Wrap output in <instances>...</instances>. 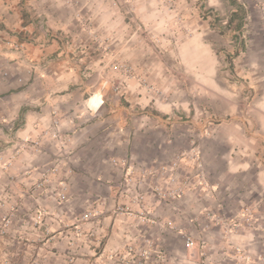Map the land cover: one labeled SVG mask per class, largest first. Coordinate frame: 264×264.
<instances>
[{
	"label": "crops",
	"instance_id": "1",
	"mask_svg": "<svg viewBox=\"0 0 264 264\" xmlns=\"http://www.w3.org/2000/svg\"><path fill=\"white\" fill-rule=\"evenodd\" d=\"M110 1L0 0V187L27 192L57 164L39 190L41 205L57 213L46 222L57 233V264H109L110 254L137 233L156 240L167 264H264V0L251 13H237L227 0H201L198 9L179 12L191 17L184 23L196 31L170 48L193 49L194 63L203 64L197 80L213 82L201 87L208 96L201 100V120L192 123L175 118L173 99L161 101L143 85L145 79L157 85V59L139 56L134 74H121L115 86L97 71L103 59L96 49L104 48L105 38L121 39L129 27ZM204 9L209 20L220 19L219 30L240 19L238 30L225 36L227 53H237L224 73L221 56H205L219 47L207 39ZM157 13L138 10L132 18L137 30L128 33L141 31L137 17ZM6 39L22 42L23 51H12ZM125 45L121 39L117 49ZM55 121L57 138L50 133ZM175 162L174 174L186 181L180 197L155 195V186L174 187L167 175L144 178L159 224L115 214L129 201L120 183L132 165L142 178L144 170ZM62 181L69 186L63 201L50 190ZM89 211L96 215L83 218ZM187 234L193 248L186 247Z\"/></svg>",
	"mask_w": 264,
	"mask_h": 264
},
{
	"label": "rangeland",
	"instance_id": "2",
	"mask_svg": "<svg viewBox=\"0 0 264 264\" xmlns=\"http://www.w3.org/2000/svg\"><path fill=\"white\" fill-rule=\"evenodd\" d=\"M200 2L201 0L110 1L111 8L123 13L124 19L129 23L127 28L129 31L136 29L135 26L138 25L132 19L133 14L138 16V10L144 12L157 9L160 13L153 17H137L142 25L141 31H137L135 34L134 32L128 33L126 29L125 34L120 37L126 41V45L120 49H117V44L121 39L114 36L105 38L107 44L104 48L96 49V54L102 56L103 59L99 66L96 65L97 71L108 74L109 85L115 86L121 74L128 77L134 74L133 64L139 65L143 60L149 62L152 59H157V63L160 65L154 80L156 81L158 78L157 85H151L146 79L142 80L143 85L154 90L153 92L158 95L161 101L174 100L175 112L173 115L176 119L191 123L199 122L201 120L199 118L202 107L201 100L204 96H208L206 95L208 92L201 87L208 88L213 82L197 80L198 70L203 64L194 63L193 49H189L184 54L182 48L171 49L170 46L175 42L181 44L195 35L196 28L190 30L184 23L190 21L191 17L186 16L184 19L179 12L196 10L199 8ZM79 4L78 1L77 6ZM226 4L237 8V13L243 14V10L251 13L256 4L260 7L261 2L258 0H227ZM203 5H205V0ZM200 14V17H205L207 27L211 29L207 39L213 47L214 45L219 47L218 50L213 48V50L205 52V56L213 57L216 54L221 56L224 73L229 67L228 59L237 53V49L227 53L226 37L232 34L231 29L238 30L237 23L240 19L236 18L233 26L219 30L217 26L219 18L214 20L216 16L210 14L212 17L209 20L206 15L209 14L207 9H204L205 16L203 13ZM213 28L216 29L213 30ZM133 41H137L139 45L130 46L129 43ZM139 56L143 59L142 61ZM208 68L210 67L207 66V71ZM92 71L94 72L93 69ZM167 93H171V98ZM152 110L156 112V110ZM206 110L209 111V108L206 107ZM212 117L214 118V116ZM184 156H186L185 153ZM44 187L46 185L42 188ZM42 188L35 186V183L27 192L19 189L14 191L6 185L0 187V264H57V233L51 228L49 229L46 223L48 217L57 218V213L51 206L41 205L40 198L43 195L39 190ZM50 190L51 195L57 198V183L51 186ZM26 199L29 201L28 205H25ZM42 224H46V226L43 227ZM66 260L69 262L70 258H66Z\"/></svg>",
	"mask_w": 264,
	"mask_h": 264
},
{
	"label": "built area",
	"instance_id": "3",
	"mask_svg": "<svg viewBox=\"0 0 264 264\" xmlns=\"http://www.w3.org/2000/svg\"><path fill=\"white\" fill-rule=\"evenodd\" d=\"M6 45L16 52H22L24 45L20 41H13L12 39H6ZM23 59V57H21ZM20 59V56L17 58ZM59 122L55 121L53 123L52 129L50 130L51 135L54 138L60 136L58 130ZM30 144L33 148L41 149L42 144L37 140H23ZM177 163L175 162L170 167H165L157 169L155 171L144 170L142 173V178L135 177V171L137 170L134 165L131 167V171L120 183L121 189L125 194L129 196V201L127 203H121L117 205L114 212L117 215H127L136 218L141 224H159L158 218L153 216V212L150 209V196L143 190L144 178L146 175L152 174L157 175H167L171 184L174 187L170 189H165L160 186L154 187V193L157 197L162 200H173L182 195L183 190L186 186L185 180H180L174 171L177 168ZM56 166L47 167L41 173L40 179L35 182V186L42 188L51 182L50 176L57 173ZM68 183L62 181L57 188V197L59 200L63 201L67 199ZM126 191V192H125ZM94 212H87L83 216L85 219H90ZM96 215V214H94ZM170 225V223H167ZM129 239L119 250L112 252L108 258L109 264H167L165 253L158 249V244L156 240L148 235L142 233H137L136 235L130 236ZM185 243L187 248H193L195 246V239L191 234L185 235Z\"/></svg>",
	"mask_w": 264,
	"mask_h": 264
}]
</instances>
